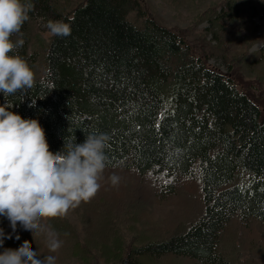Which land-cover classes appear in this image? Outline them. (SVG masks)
Instances as JSON below:
<instances>
[{"label":"trees","instance_id":"16d2710c","mask_svg":"<svg viewBox=\"0 0 264 264\" xmlns=\"http://www.w3.org/2000/svg\"><path fill=\"white\" fill-rule=\"evenodd\" d=\"M200 1L188 28L196 54L147 0H31L18 51L36 85L7 101L0 94V104L38 119L54 153L69 138L108 134L106 170L121 177L116 187L102 180L97 196L71 212L81 229L68 218L50 221L64 241L62 260L264 264V115L229 73L256 76L264 87V32L256 21L264 0ZM39 20H63L71 35L45 40ZM165 203L175 212L154 218L150 207ZM0 228L11 236L0 252L27 240L49 254L42 237L19 225L13 232L4 217Z\"/></svg>","mask_w":264,"mask_h":264},{"label":"clouds","instance_id":"9594fccd","mask_svg":"<svg viewBox=\"0 0 264 264\" xmlns=\"http://www.w3.org/2000/svg\"><path fill=\"white\" fill-rule=\"evenodd\" d=\"M33 7L31 0H0V94L6 101L36 85L33 66L18 51ZM44 27L45 40L71 35V25L63 20H48ZM11 109L8 102L0 104V217L10 222L13 232L19 225L34 239L42 237L49 254L41 256L25 240L17 249L4 248L0 264H57L55 254L64 241L50 221L67 218L97 196L109 165L110 136L90 132L82 143L69 138L54 153L39 120L25 119ZM108 181L116 187L121 177L113 173ZM5 238L11 236L0 228V248Z\"/></svg>","mask_w":264,"mask_h":264},{"label":"rangeland","instance_id":"374dc122","mask_svg":"<svg viewBox=\"0 0 264 264\" xmlns=\"http://www.w3.org/2000/svg\"><path fill=\"white\" fill-rule=\"evenodd\" d=\"M149 2L152 3V5L156 8L157 13L159 14V16L162 18L163 22L165 23V25L168 28H171L177 32H179L182 36H184V38L188 41V43L192 46L193 51L196 54H199V50L197 48V46L195 45V38L192 34L189 33L188 28L190 26V22L192 20L193 14L194 12H196L197 10H200V4L203 3V1H198V2H193V3H186L185 5H176L174 6L173 3L168 2L166 0H147ZM211 0H206V5L209 4ZM256 21L261 25L260 27V32H264V17H262V15L257 16L256 17ZM46 24V22H44L43 20H39V29L40 32H44L46 31L44 25ZM206 26V23H203L202 25H200V29L204 28ZM235 26L231 28V31L235 30ZM50 39V38H49ZM47 39V40H49ZM261 44H256L251 48V52L260 48ZM243 52V49H236L235 53L236 55H239L240 53ZM209 63L215 67H218L220 70H222L223 72H227L228 69L226 67V65L221 61V60H217V59H211L209 61ZM231 76H233L234 78H238L240 79V83L238 88L241 91H245L246 93H248V95L250 96V98H252L253 102L256 103L259 108L261 109L263 115H264V98L261 96V91L264 89V87H260V84L256 81L255 77L256 76H248V77H243L240 72L237 69H233L231 70V72H229ZM235 75V76H234ZM111 174L105 170L104 173V178L103 181L105 183L108 182V177ZM162 202V201H160ZM150 211L151 214L154 218L157 217H165L167 218L168 216H172V213L175 212V209L173 208V205H171L170 203H165L163 205H159L156 208L155 207H150ZM71 223H73L74 225L78 226V229H81V225L79 223V221L76 219L75 215H73L71 212L69 213L68 217H67ZM120 226V232L126 233L127 229L126 227L121 223L119 224ZM140 229H142V226L139 225L138 226V230L140 231ZM21 233H16V237L17 236H21ZM58 256L57 259V264H78L76 262L71 261V259H65L62 260L59 256V253L55 254ZM162 259H164V257H157L155 258V261L157 262V264H161ZM99 264H106L104 262L103 259L100 260Z\"/></svg>","mask_w":264,"mask_h":264}]
</instances>
